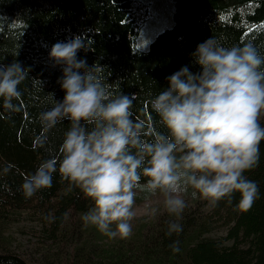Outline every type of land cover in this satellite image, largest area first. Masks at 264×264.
Returning a JSON list of instances; mask_svg holds the SVG:
<instances>
[{"label":"trees","instance_id":"obj_1","mask_svg":"<svg viewBox=\"0 0 264 264\" xmlns=\"http://www.w3.org/2000/svg\"><path fill=\"white\" fill-rule=\"evenodd\" d=\"M160 1L0 0V64L19 63L28 70L18 86L20 98L13 100L18 110L6 111L0 98V264H30L10 250L6 233L19 211L35 213L55 239L72 229L71 214L84 223L92 206L78 189L67 191L58 173L51 188L31 198L21 190L24 178L56 154L70 127L65 120L45 133L39 122L40 113L52 107L49 93L56 100L64 96L57 82L63 66L49 59L53 44L81 38L85 46L78 59L96 66L113 95H135L132 118L145 122L148 140L151 133H166L151 100L182 66L199 71L191 57L198 44L213 37L225 47L250 43L264 54V0H167L165 12ZM260 122L264 126V115ZM245 175L258 187L248 210H235L239 193L206 211V201L192 199L179 218L158 214L127 239L103 246L81 241L72 247L68 264H264V140L258 163ZM170 222L183 231L166 235ZM217 224L225 227L224 235L206 236ZM175 241L178 252L170 247Z\"/></svg>","mask_w":264,"mask_h":264},{"label":"clouds","instance_id":"obj_2","mask_svg":"<svg viewBox=\"0 0 264 264\" xmlns=\"http://www.w3.org/2000/svg\"><path fill=\"white\" fill-rule=\"evenodd\" d=\"M84 46L75 37L49 51V59L63 66L57 82L64 96L56 100L49 93L52 107L40 113L39 122L45 133L65 120L70 127L56 154L24 178L25 198L51 188L53 173H58L67 191L78 189L91 201L84 225L113 240L132 235L138 192L145 198L161 195L164 210L177 218L187 207V196L214 209L239 193L235 210L250 208L258 187L245 173L258 163L264 140V54L250 43L225 47L213 37L198 44L191 57L199 71L182 66L151 100L166 133H151L148 140L145 122L132 118L135 95H113L96 66L78 59ZM27 73L19 63L0 64L6 111L18 110L13 100H19L18 86ZM151 211L155 215L157 209ZM182 231L181 224L170 222L166 235ZM170 247L178 252L179 241Z\"/></svg>","mask_w":264,"mask_h":264},{"label":"rangeland","instance_id":"obj_3","mask_svg":"<svg viewBox=\"0 0 264 264\" xmlns=\"http://www.w3.org/2000/svg\"><path fill=\"white\" fill-rule=\"evenodd\" d=\"M168 1L161 0L158 8L165 12ZM149 35V34H148ZM187 202H191L190 196L185 197ZM157 209L156 214L152 215V209ZM207 203H204L203 210H208ZM136 216L132 221V235L145 225L149 224L158 214L166 212L163 207V197L159 194L145 198L144 193H137L134 205ZM79 214L73 213L70 216L72 229H67L59 234L55 239L50 237V230L44 225L39 217L30 211L21 210L9 222L7 234L10 241V250L19 254L30 264H68L71 258L72 247L87 239L91 242L98 241L101 246L104 243H111L117 240L109 239L100 233L93 226H85L84 223H76ZM225 227L215 226L206 236L222 237ZM100 240H97V239ZM224 244H230V240H225Z\"/></svg>","mask_w":264,"mask_h":264},{"label":"bare ground","instance_id":"obj_4","mask_svg":"<svg viewBox=\"0 0 264 264\" xmlns=\"http://www.w3.org/2000/svg\"><path fill=\"white\" fill-rule=\"evenodd\" d=\"M90 258V257H89ZM109 263V262H108Z\"/></svg>","mask_w":264,"mask_h":264},{"label":"snow or ice","instance_id":"obj_5","mask_svg":"<svg viewBox=\"0 0 264 264\" xmlns=\"http://www.w3.org/2000/svg\"><path fill=\"white\" fill-rule=\"evenodd\" d=\"M262 27H264V26H262Z\"/></svg>","mask_w":264,"mask_h":264}]
</instances>
